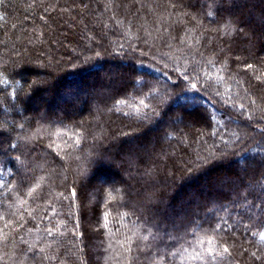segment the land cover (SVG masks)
Segmentation results:
<instances>
[{
	"label": "trees",
	"instance_id": "1",
	"mask_svg": "<svg viewBox=\"0 0 264 264\" xmlns=\"http://www.w3.org/2000/svg\"><path fill=\"white\" fill-rule=\"evenodd\" d=\"M0 80L2 212L28 202L0 264H41L20 237L57 227L43 264H126L135 229L132 264H186L192 228L264 264V0H3Z\"/></svg>",
	"mask_w": 264,
	"mask_h": 264
},
{
	"label": "snow or ice",
	"instance_id": "2",
	"mask_svg": "<svg viewBox=\"0 0 264 264\" xmlns=\"http://www.w3.org/2000/svg\"><path fill=\"white\" fill-rule=\"evenodd\" d=\"M3 0H0V3H2ZM225 28L229 29V31H232L234 29H232L231 27V22H228L225 24ZM242 31V30H241ZM227 34V33H226ZM211 63V62H210ZM147 67H151V66H147ZM247 68L251 69L253 68L252 64H248L246 66ZM153 72L158 71L157 69H152ZM166 76V74H164ZM181 77L183 80L188 81L189 80V76L186 75L185 73H181ZM167 78V76H166ZM208 79H212V77H208ZM258 80L261 79V77H257ZM223 78L222 77H218L217 81L218 82H222ZM0 83H7L6 80H0ZM191 89H196V84H191L190 85ZM151 94V93H150ZM217 95H220V93H217ZM184 100V96L181 95L177 98V100L175 101V103L177 105H179L182 101ZM121 103H124L123 101H121ZM255 100L252 101V104L255 105ZM139 105L144 107V108H148L149 105H146L144 103V100H140L139 101ZM239 108L241 110H245V105L244 104H240ZM136 111L139 113V108L136 109ZM264 111V110H262ZM211 119V116L209 117ZM248 118L251 119L252 118V113H248ZM262 120H264V116L261 117ZM21 127H23L21 125ZM57 135H59V133H57ZM237 139H239V137H237ZM76 143H79V140L76 141ZM48 147H52L51 144L48 145ZM43 180V177H41L34 186L30 187L27 192L26 195L28 197H31L33 200L36 199L37 194L39 192V190L41 189L42 185H41V181ZM5 187H7V185H5L4 183L0 182V191H2ZM9 192L14 191V189L10 188L8 189ZM116 192H119V189L116 190ZM70 195L72 197L76 196V191L75 189L71 190ZM108 200H116L117 196L113 195V192L111 190H109L107 192V197ZM65 199H68V197H65ZM27 200L20 198L17 195V201L15 204H9L8 205V215L9 217L12 216H16L17 219L15 221L11 220V219H7L5 217V215L2 212V205H3V201L0 200V221L3 222V226L0 227V249H3L5 247H7L12 240H14V237L11 236V232H10V225H14V224H19L20 227H23V212L21 211V209H24V206L27 204ZM12 209H15V211H12ZM28 215L31 216L32 213L28 212ZM107 213L105 214V220H107ZM124 215H128L127 213H125ZM104 228H108V224L105 223L103 225ZM221 227V225L218 223L216 224L211 231L215 232L216 229H219ZM16 231H19V229H16ZM73 232H75V229H73ZM191 232L194 234L195 239L189 243V247L185 248L182 245L180 247H177L175 249V251H171L168 253V256L171 257H179L181 261L186 262V264H221V262L223 261L224 257L226 255L230 254V248L228 246H226L225 244H218L216 239L213 238H201L200 236H196L195 234L198 232V228H192ZM46 234L48 236H53V242L55 243V236L58 235H64L63 232L60 231L59 227H57L55 229V232L52 229H46ZM80 237L83 236L82 233L79 234ZM205 235L207 236V233H205ZM152 236L153 239L155 238L154 235L148 231L147 235H141L139 232V229H135L133 231H131L130 235H127L125 240L120 241L121 246L124 248V252L128 255H126L125 259H126V264H132V259L133 257L130 256L131 252H132V245L133 243H136V247H139V243L138 242H144V241H148L149 237ZM261 240H264V233H262L260 235ZM37 239H41L42 238H37ZM20 241L22 243H24L25 245H27V248L24 252V256L27 258L29 253H32L33 255H35L37 252L40 254L38 258L41 259V264H43V260H47V259H53V257H49L46 253H45V249L46 248H51L52 247V243H47L44 245V247H40L38 249L34 248L33 245L29 244V241L27 239H25L23 236L20 237ZM189 248H191V251H189ZM5 255H8L7 253H5ZM253 255H255V253H253ZM166 257L161 254L160 258H156L155 256L153 257V261L152 264H164V259ZM3 261V256H0V262ZM13 264H16V261L13 262ZM19 264H25L24 260H20Z\"/></svg>",
	"mask_w": 264,
	"mask_h": 264
},
{
	"label": "rangeland",
	"instance_id": "3",
	"mask_svg": "<svg viewBox=\"0 0 264 264\" xmlns=\"http://www.w3.org/2000/svg\"><path fill=\"white\" fill-rule=\"evenodd\" d=\"M132 14H133V13H132ZM129 17H130V15H129ZM258 110H259L258 108H255V109L252 110V111L257 113ZM187 129H188V130H193V129H195V128L189 125V126H187ZM263 150H264V149H263ZM113 165L115 166V168H116L118 171H121V170H120L121 168H120L119 165H117V164H113ZM112 181H113V178L111 177V178L109 179V182H112Z\"/></svg>",
	"mask_w": 264,
	"mask_h": 264
}]
</instances>
